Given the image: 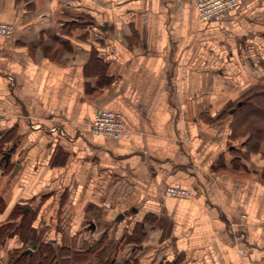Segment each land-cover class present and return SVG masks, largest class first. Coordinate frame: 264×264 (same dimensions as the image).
<instances>
[{
  "label": "crops",
  "instance_id": "crops-1",
  "mask_svg": "<svg viewBox=\"0 0 264 264\" xmlns=\"http://www.w3.org/2000/svg\"><path fill=\"white\" fill-rule=\"evenodd\" d=\"M196 1L0 0V264L30 235L106 238L68 264H264V137L237 112L264 87V0ZM100 108L129 131L92 132Z\"/></svg>",
  "mask_w": 264,
  "mask_h": 264
},
{
  "label": "trees",
  "instance_id": "trees-1",
  "mask_svg": "<svg viewBox=\"0 0 264 264\" xmlns=\"http://www.w3.org/2000/svg\"><path fill=\"white\" fill-rule=\"evenodd\" d=\"M240 101L242 104L237 107V112L244 122L241 127L250 135L247 142L249 146L256 148L264 137V130L261 132V119L264 116V87L253 88L244 94ZM31 238L37 243L36 253H24L23 247L14 249L9 254L7 264H68L71 260L75 262L89 259L93 252L99 251L107 243L106 238H103L94 243L89 251L68 252L65 247H53L50 241H42L36 235H32Z\"/></svg>",
  "mask_w": 264,
  "mask_h": 264
},
{
  "label": "built area",
  "instance_id": "built-area-1",
  "mask_svg": "<svg viewBox=\"0 0 264 264\" xmlns=\"http://www.w3.org/2000/svg\"><path fill=\"white\" fill-rule=\"evenodd\" d=\"M243 0H197V14L201 21L222 20L226 15L236 9ZM15 34V25L0 20V36L11 38ZM2 115L0 114V126ZM92 132L103 136H118L129 130L121 120L120 113L108 108H100L96 115L87 122ZM165 194L175 197H190L193 191L179 183L168 185ZM109 205V204H107Z\"/></svg>",
  "mask_w": 264,
  "mask_h": 264
},
{
  "label": "rangeland",
  "instance_id": "rangeland-1",
  "mask_svg": "<svg viewBox=\"0 0 264 264\" xmlns=\"http://www.w3.org/2000/svg\"><path fill=\"white\" fill-rule=\"evenodd\" d=\"M1 209H2V200H1V197H0V211H1ZM18 211V210H17ZM16 211V212H17ZM25 219H28V218H25ZM28 223V221H26V220H24L23 221V227L22 228H26V224ZM3 227V229H10L9 230V232L12 230V228H13V226L11 225V224H8V226H2ZM6 233V232H5ZM2 235V232H0V239L2 238L3 239V237L4 236H1ZM32 235H30V237H31ZM30 237L28 238V236H24V239H25V241H26V243H23V246H27V245H30V243L31 242H29V240H30ZM28 247V246H27Z\"/></svg>",
  "mask_w": 264,
  "mask_h": 264
},
{
  "label": "water",
  "instance_id": "water-1",
  "mask_svg": "<svg viewBox=\"0 0 264 264\" xmlns=\"http://www.w3.org/2000/svg\"><path fill=\"white\" fill-rule=\"evenodd\" d=\"M17 171V166L15 167V169L13 170V172H16ZM36 246V241L33 240L32 243H31V246L30 247H27L23 250L24 253H32L33 252V249L35 248Z\"/></svg>",
  "mask_w": 264,
  "mask_h": 264
}]
</instances>
